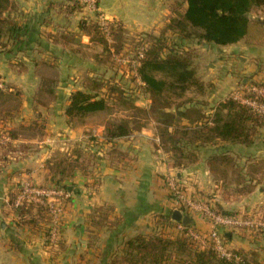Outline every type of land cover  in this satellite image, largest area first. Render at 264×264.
Segmentation results:
<instances>
[{"label": "crops", "instance_id": "1", "mask_svg": "<svg viewBox=\"0 0 264 264\" xmlns=\"http://www.w3.org/2000/svg\"><path fill=\"white\" fill-rule=\"evenodd\" d=\"M11 1L15 6L11 14L15 29L0 27V81L5 86L0 89V264H110L122 257L125 243L135 236H177L179 223L172 220L176 205L166 189L168 177L175 176L180 181L189 200L204 201V194L199 192L215 185L216 177L207 159L252 147L225 143L197 148V163L184 160L182 166L186 167L178 169L154 120L148 121L141 131L109 141L107 120L97 126L91 124L104 112L83 124L70 123L67 116L70 97L76 91H85L86 77L104 74L109 80L116 69L114 63L96 61L103 46L83 33L84 25L99 21L102 15L108 21L121 23L129 38L157 34L169 22L172 0H99L96 10L83 5L76 9L69 0ZM248 18V34L239 43L217 46L196 40L190 47H212L213 56L222 51L227 57L220 68L230 67L238 57L245 62L244 70L251 73L252 80L264 83V6L254 7ZM115 63L124 70L123 75L134 76L135 83L143 88L136 72L118 59ZM116 77V83L125 89L122 75ZM144 94L145 97L132 98L137 107L146 105L148 109L151 100L145 91ZM113 101L117 100L111 98L107 102ZM181 121H185V126L189 124L186 119ZM261 145L258 153L264 156V140ZM77 149L89 154L91 162L86 173L78 172L61 184L67 185L69 197L62 218L63 240L60 247L54 248L46 239L45 221L32 226L18 224L19 215L13 212L10 198L19 194L26 181L56 186L46 163ZM263 190L260 188L262 194ZM217 197L218 194L212 199ZM99 208L109 210V220L118 221L116 227L93 225ZM193 213V229L209 233L210 222L201 213ZM226 235L228 250L251 253L264 264V235L251 237L246 243L236 242L234 233Z\"/></svg>", "mask_w": 264, "mask_h": 264}, {"label": "trees", "instance_id": "2", "mask_svg": "<svg viewBox=\"0 0 264 264\" xmlns=\"http://www.w3.org/2000/svg\"><path fill=\"white\" fill-rule=\"evenodd\" d=\"M69 1L74 3L76 9L82 8L78 1ZM94 2L99 5V0ZM261 6H264V0H172L171 16L164 29L157 34L150 33L133 38L134 44L130 51L126 50L127 31L121 23H110L109 36L99 21L85 24L83 33L89 36L91 41L103 46L102 55L96 56L99 64H112L128 54L134 57L132 60L139 61L136 68L137 77L150 97L151 105L148 109L137 107L132 95L122 89L116 80L86 77L83 82L85 91H76L70 97V105L67 108L70 123L83 124L95 114L107 113L110 109L107 101L114 98L126 111H139L145 117L142 119L130 115L129 121L124 120L121 124L107 121V139L111 141L128 136L132 131H141L148 121L154 120L158 124L162 141L169 146V151L176 158L175 166L178 169L186 167L182 166L185 165L184 160L188 164L197 163V155L190 149L192 146L197 149L229 143L251 147L264 127V117L233 98L216 104L209 113L204 110V102L198 103L199 107L195 105L184 110L177 107L175 113L169 112L162 106L159 98L170 90L183 93L191 86H199L201 91L205 89L194 66V60L198 58L197 50L187 49L179 52L170 45L173 35H177L181 40L195 39L206 45H235L248 34V14L254 7ZM14 9L11 0H0L1 28L15 29L16 24L11 21ZM4 14L8 16L5 17ZM142 48H145L144 57L138 59V51ZM159 74L166 75L172 81L159 79ZM257 85L264 88V84ZM181 119L188 120L190 126H180ZM130 123L133 126L129 127ZM88 156L86 152L77 149L69 156L48 161L46 170L52 182L61 187L66 180L73 179L76 173H86L91 162ZM207 165L213 173L220 167L225 180L228 171L243 173L231 153L211 156L207 159ZM241 175L242 180L237 181V185L244 187L247 181L245 174ZM62 188L67 191L66 184ZM15 197L11 196L10 200L14 202ZM17 210L19 225H39L44 221L49 223L46 210L39 205L25 203ZM96 213L97 215L93 216L95 227L113 229L117 226L118 221L109 220V210L99 208ZM167 219L172 222L171 217ZM122 251V257L115 258L110 264H261L240 250L231 252L230 257L225 258L212 246L201 248L188 236L186 230L180 231L175 237L162 234L138 235L127 241Z\"/></svg>", "mask_w": 264, "mask_h": 264}, {"label": "rangeland", "instance_id": "3", "mask_svg": "<svg viewBox=\"0 0 264 264\" xmlns=\"http://www.w3.org/2000/svg\"><path fill=\"white\" fill-rule=\"evenodd\" d=\"M103 17L102 15L99 16L100 18ZM111 22V21H110ZM133 38H126V50L130 51L131 48H133ZM186 46L184 45V40H179L175 37H173V40H170V45L179 52H184L185 49H195L193 47H190L192 42H196L195 39H189L185 40ZM204 45V43H203ZM198 52V58L194 60V66L197 68V77L204 83L205 89L201 91L199 86H191L189 87L185 92L180 93L178 90H170L163 96L159 98L161 104L163 107H165L168 110H176L177 107H181V110H184L185 108L192 107L197 105L199 107L198 103L204 102V110H206L207 113L211 112L212 108L222 102L226 101L231 97V94L234 92H238L241 89H244L246 87L251 86H259L257 84H264V83H257L256 81L252 80L251 73H246L244 70V64L242 60H240L238 57L230 58L232 60V65L230 67H222L221 61H225L226 54L222 53V51H219L216 55H212V47H207L204 49V46L201 45L200 49H196ZM129 58L130 60L134 59L132 55H127L123 57L122 59ZM227 59V58H226ZM226 62V61H225ZM115 64L114 67H116L115 71L111 72V78L115 80L117 77V74H121L124 78L125 82L120 83L125 88L124 90L127 91L129 95H134L135 98L137 97H145L143 88H140L138 84L135 83V79L129 76L123 75L125 72L123 69L120 70L118 63L112 62ZM122 63V62H121ZM125 65H128V70L131 68L134 72H136V67L131 65L130 63H123ZM118 65V66H117ZM230 65V64H229ZM130 67V68H129ZM263 67V66H262ZM263 71V69H261ZM123 72V73H122ZM230 74V76H228ZM98 78H104V74H96ZM125 76V77H124ZM122 78V79H123ZM159 79H164L167 81H172L169 79L166 75L159 74ZM249 80V81H247ZM119 82V80L117 79ZM119 84V83H118ZM182 94V95H180ZM110 109L107 113H104L101 117H97L91 124L92 126H97L103 121H109L113 124H121L122 121L128 120L129 116L132 115L133 117L137 118H144V114L134 112V111H126L124 107H121L118 105L117 101L109 102ZM143 109H147L146 105ZM185 121L180 122V126L184 125ZM133 126L131 123L129 124V127ZM190 126L189 124L186 125V127ZM264 127L260 130L258 136L256 137L255 144L252 145L250 149L245 151H232L231 153L233 157L235 158L239 168L243 171V173L236 172L233 173L232 171H228L226 180L223 179L222 169L220 167H217L216 172V179L214 178L215 185L212 183V187L207 191L205 190L203 193L199 192L200 194H204V201H198L199 203H202L208 210L211 212H214L217 215H228V217H237L240 218V220L243 222V225L235 228H222L220 230L221 238L223 239L224 245L226 247V250L230 252H237L235 249H227L226 241L228 242L227 235L228 233H234L235 237L237 238L236 242L243 241L246 243V241L250 240L251 237H259V235H264V230L259 227L260 224L264 222V193L262 194L260 192V188L264 189V156H262L261 153H258L259 149L262 148V141L264 140L262 137ZM86 134L89 135L87 132ZM218 144H225V143H218ZM218 144H213L209 146H216ZM227 144V143H226ZM233 145V144H232ZM236 146V145H234ZM208 147V146H206ZM218 148V147H217ZM192 151L196 154L197 149L195 147H191ZM201 149H205V147H202ZM200 149V150H201ZM203 150L200 151V154ZM217 153H221L220 151H217ZM217 155V154H216ZM214 156V155H213ZM211 157V156H210ZM254 166L251 167L250 166ZM249 166V167H248ZM246 175V186H238L237 181L242 180V175ZM252 179H251V176ZM169 178H176L175 176L168 177ZM216 180H219L217 182ZM168 183L166 182V189H168ZM210 186V185H209ZM214 186V187H213ZM62 187V186H61ZM167 191V192H168ZM264 191V190H263ZM169 197L175 204L174 197L171 195L170 191ZM198 194V193H197ZM217 194L219 197L216 199H212L213 196L216 197ZM10 202H12L10 200ZM176 208V206L174 207ZM14 213H18V210L15 208H12ZM194 212V211H193ZM191 211L185 212L184 215H188L191 217V214L193 213ZM196 212V211H195ZM220 212V213H218ZM224 213V214H223ZM194 214V213H193ZM195 214L201 215L199 212H196ZM202 217L206 219L213 228V223L210 218L202 214ZM245 222H248L249 225H246ZM47 230L49 228L48 221L46 222ZM193 228L192 226H189ZM212 230V229H211ZM204 234H208L207 232H202ZM63 234V232H62ZM61 234V238H63ZM46 239L48 240V233L46 235ZM63 239H61L62 241ZM253 245V244H252ZM236 246V245H235ZM58 247V246H57ZM231 248H234L231 246ZM237 248V247H236ZM248 255H251V253H247ZM251 257L255 258L256 260H259L256 258V256L251 255ZM261 258V257H260ZM107 264V263H106Z\"/></svg>", "mask_w": 264, "mask_h": 264}, {"label": "built area", "instance_id": "4", "mask_svg": "<svg viewBox=\"0 0 264 264\" xmlns=\"http://www.w3.org/2000/svg\"><path fill=\"white\" fill-rule=\"evenodd\" d=\"M83 6H88L92 10H96L94 0H75ZM100 25L104 29L107 36H109L110 21L101 17L99 20ZM145 48L138 51V59L144 57ZM122 63H130L134 67L139 66L138 60L118 59ZM4 84L0 81V89H4ZM231 98L240 102L241 104L249 107L254 112L264 117V88L259 86L246 87L231 94ZM3 140H0V145ZM167 185L171 195L174 197L176 210L185 212H199L211 219L213 228L208 234L201 233L191 227H185L183 224H178L179 231H187L188 236L201 248H207L212 246L213 249L221 256L225 258L230 257V253L226 250L223 239L220 235L222 228L235 229L243 222L237 217H228L223 215H217L214 212L208 210L202 203L194 202L188 199L187 194L183 188V185L177 178H169ZM69 197L66 189L57 186H40L26 181L22 183L19 194L12 202V207L19 209L25 203H33L43 207L49 217L48 228V241L51 246L56 248L61 239L62 234V218L64 215L65 204ZM249 225L248 222H245ZM264 230V222L260 226Z\"/></svg>", "mask_w": 264, "mask_h": 264}, {"label": "water", "instance_id": "5", "mask_svg": "<svg viewBox=\"0 0 264 264\" xmlns=\"http://www.w3.org/2000/svg\"><path fill=\"white\" fill-rule=\"evenodd\" d=\"M264 24V22H263ZM172 220L183 224L185 227H189L193 224V221L190 216L184 215L181 211L176 210L172 215Z\"/></svg>", "mask_w": 264, "mask_h": 264}]
</instances>
